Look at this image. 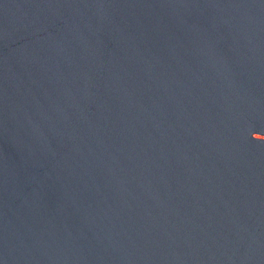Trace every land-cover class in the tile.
<instances>
[{
  "label": "water",
  "instance_id": "95a60500",
  "mask_svg": "<svg viewBox=\"0 0 264 264\" xmlns=\"http://www.w3.org/2000/svg\"><path fill=\"white\" fill-rule=\"evenodd\" d=\"M0 264H264V0H0Z\"/></svg>",
  "mask_w": 264,
  "mask_h": 264
}]
</instances>
